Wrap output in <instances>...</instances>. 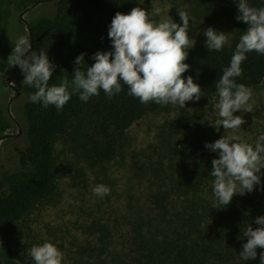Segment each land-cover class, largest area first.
<instances>
[{
	"label": "trees",
	"instance_id": "1",
	"mask_svg": "<svg viewBox=\"0 0 264 264\" xmlns=\"http://www.w3.org/2000/svg\"><path fill=\"white\" fill-rule=\"evenodd\" d=\"M124 1L0 0V72L4 73V77L0 76V93L12 89L9 82L20 70L8 59L20 36L30 41L29 56L43 50L56 65L49 85H59L67 77L71 92L76 57L84 54L82 68L86 71L95 62L92 57L96 52L113 50L109 26ZM248 3L254 8L264 7V0ZM202 4L212 21H227L234 12L233 0H202ZM51 11L54 16L47 15ZM188 36H195L191 28ZM237 44L219 51L208 50L205 44L193 46L185 61L190 68L184 77L192 76L206 92H217V82L230 66ZM241 67L242 75L235 78L236 83L251 89L264 83V55L248 53ZM122 89L111 98L100 90L87 102L73 93L61 110L31 102L29 96L35 91L32 86L17 91L16 96L24 98L22 134L17 141L11 136L0 138L5 139L0 147V264H35L29 244L22 242L30 238L25 232H29L26 220L55 195L60 177L55 160L59 139L80 147L95 166L107 164L118 155L119 138L163 106L141 103L128 94L123 83ZM11 126L6 108H0V131ZM9 143L15 154L10 165L5 154ZM210 172L187 171L180 175V189H192L190 196L196 200L183 208L186 216L179 215L176 220L164 216V225L152 224L145 229L147 225L140 224L134 232L118 238H112L107 225L94 223L91 229L98 236L78 244L75 251L64 252V264H260L264 249L257 248L255 260L245 261L239 253L247 242L243 235L246 228L251 225L255 229V218L264 216V188L255 186L252 192L237 194L225 207L214 203V177ZM202 187H208L207 192L201 191ZM155 198L160 204L166 196ZM160 207L166 215L167 208L162 203Z\"/></svg>",
	"mask_w": 264,
	"mask_h": 264
},
{
	"label": "rangeland",
	"instance_id": "2",
	"mask_svg": "<svg viewBox=\"0 0 264 264\" xmlns=\"http://www.w3.org/2000/svg\"><path fill=\"white\" fill-rule=\"evenodd\" d=\"M133 7H142L150 14L155 7H160V15H152L153 20L159 22L170 16L178 24H182L178 11L183 9L189 15V28L195 32L193 38L189 37L193 46L206 45L204 31L209 27L228 33L229 43L223 48L239 42L247 29L245 22L236 19L239 14L236 0H233L232 17L224 22L209 20L202 0H125L119 4L117 11L127 14ZM50 14L55 15L53 11L47 15ZM23 80L24 73L20 69L9 82L12 89L6 90L5 94L0 93V108H6L12 124L11 129L0 131V138L11 136L17 141V136L22 134L24 98L16 94L28 86ZM252 92L249 101L252 112L234 113L245 120L241 129L235 132L216 125L219 119L216 107L218 92L201 89L198 101H188L183 108L170 103L163 105L157 113L134 124L119 138L117 157L103 165L95 166L80 147L66 139H59L55 145V160L60 177L55 195L48 205L26 220L29 232L28 229L25 232L30 238L22 242L29 244V250L35 245L51 242L64 257V252L75 251L78 244L98 236L91 229L94 223L107 225L112 238H118L134 232V227L140 224L147 225L145 229L152 224L164 225V216L174 220L179 215L186 216L183 208L196 200L190 196L192 189H180L179 178L187 171L212 170V160L218 158V153L211 152L205 145L233 134L254 145L264 135V83L253 88ZM4 140H0V147ZM9 145L5 153L8 165L13 164L11 159L15 157L13 144ZM258 175L261 184L256 187L261 189L264 188V169ZM99 184L109 187L110 194L103 197L95 195L93 188ZM207 189L202 187L201 191L207 192ZM158 195L166 196L161 201L167 208L166 215L155 198ZM206 197H202L203 200ZM65 262L63 259L62 264Z\"/></svg>",
	"mask_w": 264,
	"mask_h": 264
},
{
	"label": "clouds",
	"instance_id": "3",
	"mask_svg": "<svg viewBox=\"0 0 264 264\" xmlns=\"http://www.w3.org/2000/svg\"><path fill=\"white\" fill-rule=\"evenodd\" d=\"M236 3L239 12L236 19L248 27L239 39L230 66L223 70L217 82L219 101L216 105L219 116L216 125L234 132L245 123L243 116L234 113L252 112L249 101L253 95L250 87L236 83L235 78L242 75L241 65L248 53L255 51L264 55V7H251L248 0H236ZM160 13V7H155L151 14L142 7H133L127 14L117 12L108 32L113 50L96 52L92 57L95 62L86 71L82 68L84 54L77 56L71 92L67 77L59 85H49L56 65L43 50L29 56L31 44L28 38L20 36L14 42L8 59L24 73L23 83L35 89L29 100L42 103L44 108L53 105L57 110L63 109L73 93H78L84 102L98 96L100 90L111 98L123 90L122 83L128 87V94L141 103H170L183 108L186 102L201 98L200 85L192 76L185 78L183 75L190 68L185 61L189 49L193 48L188 36L189 15L183 9L178 11L181 25L170 16L159 22L151 18ZM204 35L208 50L219 51L229 43L228 33L211 27ZM0 76L4 77V73L0 72ZM205 147L218 153V158L212 160L210 172L214 177V203L226 207L235 195L252 192L261 184L258 173L264 169V135L254 145L243 141L239 135H224ZM110 191L103 184L93 188V193L101 197ZM254 223L258 227L254 229L250 225L243 233L247 242L242 245L239 256L245 261L256 259L257 248L264 249V216L256 217ZM30 255L35 264H62L64 259L63 253L51 242L31 247ZM260 264H264V252L260 253Z\"/></svg>",
	"mask_w": 264,
	"mask_h": 264
}]
</instances>
